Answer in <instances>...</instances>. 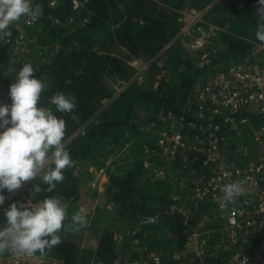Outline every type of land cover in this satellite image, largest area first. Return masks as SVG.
I'll return each mask as SVG.
<instances>
[{
    "label": "built area",
    "instance_id": "2783aa9c",
    "mask_svg": "<svg viewBox=\"0 0 264 264\" xmlns=\"http://www.w3.org/2000/svg\"><path fill=\"white\" fill-rule=\"evenodd\" d=\"M68 1L72 15L81 12V1ZM57 2L32 0L33 6H42V14L22 17L10 25L11 36L0 39V105L11 104L7 85L15 82L23 64H38L43 50L35 52V39L45 18L58 22L45 17V6L55 7ZM175 11L177 31L165 50L174 44L181 46L196 75L182 112L158 110V120L141 127L157 158L156 163L144 160L143 169H149L156 180L168 177V216L180 217L189 227L185 241L179 247L172 244L168 257L178 264H264V125L255 122L264 116V44L249 39L243 53L224 57V26L209 20L203 9L182 6ZM41 61H45L44 56ZM35 73L36 78L43 74ZM12 76L15 78L10 81ZM83 133L74 131L65 144ZM32 181L4 194L0 228L6 226V204L17 197L33 196ZM236 181H244L246 195L222 203L220 187ZM162 220L163 214L155 211L140 215L136 226H156ZM188 221H194V227ZM133 241L134 249L159 264L160 257L146 244ZM119 262L117 258L111 264ZM0 264L73 263L46 249L43 255L38 252L33 257L5 252L0 255Z\"/></svg>",
    "mask_w": 264,
    "mask_h": 264
},
{
    "label": "trees",
    "instance_id": "16d2710c",
    "mask_svg": "<svg viewBox=\"0 0 264 264\" xmlns=\"http://www.w3.org/2000/svg\"><path fill=\"white\" fill-rule=\"evenodd\" d=\"M183 1L163 0V4H158L153 0H87L85 7L89 13L86 22L71 30L61 25L73 13L68 0H58L55 7L45 6V17L57 19L59 24L51 22L48 17L45 18L42 33L36 37V42L56 45L55 53L47 68L46 88L41 94L40 106L51 108L54 115L65 120V140L77 127L92 120L87 124L82 135H76L66 143L72 166L64 170V180L51 192L46 190L47 185L41 184L44 191L34 193L33 186L42 183L37 178L30 185L33 194L31 198L17 197L6 204L4 210L12 203L35 205L45 197H60L68 204L69 220L65 221V227L58 235L61 241H66L73 232L70 217L78 211L75 203L80 195V179L75 165L88 162L96 169L104 168V161H99L97 156L105 148L110 147V151L120 148L122 131L125 127L131 129L134 134L131 153L133 147L134 149H141V146L150 147L151 141L132 121L135 120L140 125L158 120L156 118L158 110H172L176 114L182 112L181 106L189 95L196 71L192 69L185 53L169 47L166 49L167 59L163 66L167 74L155 80L152 73L158 66L151 64L139 86L130 85L121 99H114L95 116L100 99L109 96L104 78L124 77L127 74L124 63L114 57L110 49L121 45L133 55L141 53L147 57L155 55L175 35L177 31L175 9L181 7ZM214 1V7L216 9L219 7V11L226 9L236 26L252 28V41L262 44L255 36L259 23L255 15L258 0H193L199 7ZM217 16L212 15L211 12L207 18L223 25L226 16ZM243 32L238 31L237 36L231 37L224 35L223 38L226 39L224 43L227 44L224 57L241 54L249 47V39L243 37ZM2 74L3 69L0 65V76ZM10 85H7L8 89ZM56 92H63L66 96L75 98L77 106L71 113H59L55 110V106L49 104L50 97ZM127 162L124 165H117L112 171L106 169L108 177L106 193L117 203L115 217L129 225H136L140 215L154 213L157 209L164 210L170 204V200L155 186L161 182L150 180L152 184L145 185L140 181L145 173L141 160L131 165ZM5 193L7 190L2 194ZM189 223L194 221H188ZM188 228L180 217L167 216L156 226L140 229V233L135 235L138 237L132 236L128 240L121 241L114 239L113 228H105L98 236L92 264H111L117 258L120 259L119 264H141V255H144L143 260L147 256L134 249L132 241L135 237L142 244L143 231L161 232L160 240L164 242L166 255L160 259L159 264H178L168 256L172 251V244L179 247L185 241ZM68 242L67 240L66 243ZM53 248H57L56 245ZM50 250L48 249V252ZM71 250H74L73 247ZM68 257L67 260L75 262L77 255L69 254ZM78 260L79 264H88L80 256Z\"/></svg>",
    "mask_w": 264,
    "mask_h": 264
},
{
    "label": "clouds",
    "instance_id": "9594fccd",
    "mask_svg": "<svg viewBox=\"0 0 264 264\" xmlns=\"http://www.w3.org/2000/svg\"><path fill=\"white\" fill-rule=\"evenodd\" d=\"M42 6H33L32 0H0V39L11 36L10 25L22 17L35 18L42 14ZM258 26L256 39L264 44V0H258L255 10ZM30 63H24L18 77L10 85V105H0V205L5 202V190L12 193L25 182L39 178L42 183L33 186L34 193L51 192L64 180V170L72 166L66 149V122L54 115L49 107L40 106L46 85L34 73ZM49 104L62 114L76 108L74 97L56 92ZM244 181L226 183L220 187L222 203L246 195ZM68 204L60 197L49 196L35 205L12 203L4 210L6 226L0 228V255L5 252L19 256L43 255L61 242L58 233L69 220ZM88 213L80 207L70 217L74 231L88 227Z\"/></svg>",
    "mask_w": 264,
    "mask_h": 264
},
{
    "label": "rangeland",
    "instance_id": "374dc122",
    "mask_svg": "<svg viewBox=\"0 0 264 264\" xmlns=\"http://www.w3.org/2000/svg\"><path fill=\"white\" fill-rule=\"evenodd\" d=\"M82 2L80 4L81 9L79 13H74L70 18L65 20L61 25H64L66 29L71 30L74 27L80 25L82 22H86V17L87 14L89 13V10L85 7V2L87 0H79ZM157 2L158 4H163V0H153ZM214 3H208L207 5H203L199 7L197 4H194L193 0H184L182 6H193L197 9H203L206 11V16L212 12V15L217 16L218 14L220 17H223V15L226 16V23L222 26L227 29V37L231 36H237L238 31H244L243 32V37L247 39H252L253 36V29L252 28H241L235 25L232 21V17L230 16L229 13H227L226 9L223 11H219L214 7ZM180 8V7H179ZM177 8V9H179ZM223 12V13H222ZM218 15V16H219ZM217 16V17H218ZM58 23V22H57ZM56 24V23H55ZM59 24V23H58ZM42 33V32H41ZM226 41V39H223V42ZM168 43L163 45L159 51L151 56L147 57L143 55L142 53L139 55H133L131 54L126 48H124L121 45H116L115 47H112L110 49V53L114 56L117 57L118 59H121V61L124 63L125 66V71H126V76L124 77H119V76H106L104 78V82L108 88L109 91V96L100 99L98 102V110L95 114L98 115L102 109L108 105L114 99H121L125 94V90L132 84H136L139 86V84L143 81V79L146 77L149 66L151 64H155L158 66V68H155L152 73L153 77L155 80L158 78L162 77L164 74H167V72L164 70L163 66L165 64V60L167 59V52L165 50V46H167ZM35 52H40L38 51V48L43 50L42 55L38 58V64L34 65V69L36 70V73L39 71H42V75H38V79L40 78L43 83L46 82L47 80V68L49 66L50 58L52 57L54 51L56 50V45H48L44 44V42L39 43L36 42L35 39ZM171 48H176L179 49L181 52L185 53L184 50L182 49L181 46L178 44H174L170 47ZM45 57V61H41V57ZM189 62L192 63L191 59L188 58ZM144 66V67H143ZM35 73V74H36ZM5 79H8L6 76H4ZM15 78L11 77L10 81ZM92 119H90L89 122H91ZM83 123L79 127L76 128L75 132L77 130H83L85 131V128L87 124L89 123ZM255 122L257 123H262L264 125V116L258 117L255 119ZM133 124L138 125L139 128L141 127H146L149 125V123H143L139 125V123L135 120L132 121ZM143 134L145 135L146 131H142ZM80 135V134H79ZM82 135V134H81ZM122 145L120 148H116L112 151H110V147L105 148L97 157L99 158V161H104L105 167L101 169H96L94 166L91 164L83 163V164H76L75 168L76 171L79 174V179H80V184H79V199L75 203V206L77 209L80 207H85L87 209L88 213V227L80 229L78 231H74L70 234L68 238H66V241L68 240L70 244L66 243V241H61L58 245H56L57 248H53L50 250V254H58V255H53L55 257H61V258H67L69 254H76L77 257L75 259V262H72L73 264H79V256L82 257V260L84 262H87L88 264H92L93 259H94V251L97 246V239L98 236L100 235L101 231L105 228H113L114 231V239L117 241L121 240H128L130 237L135 236L137 233H140V229L134 224V225H129L126 222L117 219L115 217V211H116V206L117 203L114 201V199L109 196L106 193V185L108 181V177L106 175V169L108 168L110 171L113 169H116L117 165H124V163L127 162L129 165H131L133 162L141 160V163H143L144 160H148L150 162L156 163V156L152 152L151 148L147 146H141V149H134L133 147V152L131 153L130 148L134 146V134L133 131L127 127L123 129L122 131ZM146 137V135H145ZM248 144V143H244ZM125 156V157H123ZM124 159L123 161L120 159ZM117 162L114 163V162ZM143 168V166H142ZM145 173L143 177L140 178V181L146 185L152 184L151 181H159L161 183H158L159 185L157 186V189L160 190V193L165 194V197H169V184H168V177L164 180H156L152 177V174L150 173L149 169L144 170ZM149 179V181H148ZM147 184V185H148ZM165 185L167 188H165ZM156 211H160L163 214V219L167 218L168 213H167V208L164 210L157 209ZM192 224V226L195 223H189ZM194 227V226H193ZM139 229V230H138ZM143 245H147L148 249L150 251H153L156 255L160 257H164L166 255V249L164 247V242H162L161 239V232L160 231H154V232H148V231H143ZM138 237V236H135ZM134 237V239H135ZM258 243V242H257ZM132 244H134V241H132ZM139 245V244H138ZM141 246V245H140ZM71 247H73L74 250H71ZM130 254V252H129ZM69 259V257L67 258ZM141 264H148L149 262L153 261L151 259L145 258V260L142 259ZM155 264V263H153Z\"/></svg>",
    "mask_w": 264,
    "mask_h": 264
}]
</instances>
